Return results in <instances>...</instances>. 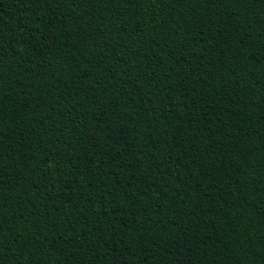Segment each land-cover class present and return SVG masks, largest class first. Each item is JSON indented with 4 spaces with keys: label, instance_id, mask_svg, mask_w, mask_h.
<instances>
[{
    "label": "trees",
    "instance_id": "trees-1",
    "mask_svg": "<svg viewBox=\"0 0 264 264\" xmlns=\"http://www.w3.org/2000/svg\"><path fill=\"white\" fill-rule=\"evenodd\" d=\"M0 264H264V0H0Z\"/></svg>",
    "mask_w": 264,
    "mask_h": 264
}]
</instances>
